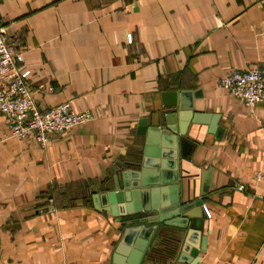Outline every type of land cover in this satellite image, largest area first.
Returning <instances> with one entry per match:
<instances>
[{"label": "crops", "instance_id": "0c3cea01", "mask_svg": "<svg viewBox=\"0 0 264 264\" xmlns=\"http://www.w3.org/2000/svg\"><path fill=\"white\" fill-rule=\"evenodd\" d=\"M0 25L39 110L68 101L95 115L42 146L13 137L0 112V264H130L117 252L122 222L93 194L118 164L142 161L147 130L185 92L202 121L180 174L205 193L206 248L189 261L264 264V102L246 105L220 82L264 66V0H0ZM186 235L164 229L142 264H178Z\"/></svg>", "mask_w": 264, "mask_h": 264}, {"label": "water", "instance_id": "95a60500", "mask_svg": "<svg viewBox=\"0 0 264 264\" xmlns=\"http://www.w3.org/2000/svg\"><path fill=\"white\" fill-rule=\"evenodd\" d=\"M185 95L181 93L179 111L176 102L169 103L167 107L174 109L165 113L164 123L147 130L142 161L118 164L104 190L93 194L98 209L104 208L122 222L123 237L117 252H126L130 264H142L147 255L162 249L166 228L187 232L178 264H196L190 257L196 259L206 248V239L200 240L205 193L196 196L195 183L187 181L186 185L179 168L189 128L202 121L201 111L183 103Z\"/></svg>", "mask_w": 264, "mask_h": 264}, {"label": "built area", "instance_id": "2783aa9c", "mask_svg": "<svg viewBox=\"0 0 264 264\" xmlns=\"http://www.w3.org/2000/svg\"><path fill=\"white\" fill-rule=\"evenodd\" d=\"M129 43L133 35H128ZM31 74L24 54L10 45L0 25V112L11 122L12 136L25 139L34 136L45 146L51 135L62 133L73 126L89 122L95 118L90 110L77 111L70 102H62L45 111L39 110L28 84ZM221 85L246 105L264 102V66L233 70L224 75ZM257 181H264V171L256 175ZM244 190V186H239ZM208 217L211 213L205 208Z\"/></svg>", "mask_w": 264, "mask_h": 264}]
</instances>
